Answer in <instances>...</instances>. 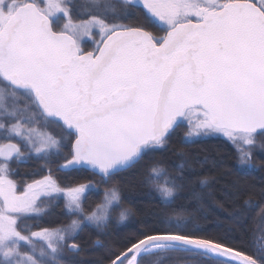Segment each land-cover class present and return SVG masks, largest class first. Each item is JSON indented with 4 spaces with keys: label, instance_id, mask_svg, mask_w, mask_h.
<instances>
[{
    "label": "snow or ice",
    "instance_id": "snow-or-ice-1",
    "mask_svg": "<svg viewBox=\"0 0 264 264\" xmlns=\"http://www.w3.org/2000/svg\"><path fill=\"white\" fill-rule=\"evenodd\" d=\"M210 139L240 166L264 153V0H0V264H79L89 226L103 264H264V191L233 184L235 227H208L216 160L163 158ZM133 182L160 209L117 242Z\"/></svg>",
    "mask_w": 264,
    "mask_h": 264
},
{
    "label": "trees",
    "instance_id": "trees-1",
    "mask_svg": "<svg viewBox=\"0 0 264 264\" xmlns=\"http://www.w3.org/2000/svg\"><path fill=\"white\" fill-rule=\"evenodd\" d=\"M22 103V102H21ZM183 152L186 157L203 159L205 156L213 157L217 166L211 165L204 168H197L198 171H204L213 178V183L207 192L205 197V208L203 209L209 219L206 226L218 227L221 230L235 227L229 224L226 220L221 219L235 211L231 202L227 199L226 193L230 191L233 184H240L244 188L252 189L257 193L264 191V153H255L256 167L240 166L235 158V152L230 145L222 142L220 139H210L202 143L192 145L188 148H184L177 141H173L172 147L164 153V159L168 163H180V157L178 153ZM78 180H86L90 177V173H82L75 177ZM96 179L99 184L98 178ZM65 182H70L65 180ZM196 186L193 185V188ZM198 191V189H197ZM104 186L100 185L98 191L94 190L89 195L87 204L91 207H95L103 198ZM183 197H188L187 200H181L182 203H188L192 207H197V202L191 199V191H186L181 194ZM122 197L124 199V206L130 207L135 213L125 225H117L115 220L110 225V231L112 233V239L114 241L121 240L128 233L137 230L142 221L150 220L152 214L160 209V203L158 196L153 192L152 188L148 185L141 184L139 182H133L132 186H125L122 190ZM259 197L257 196L253 203H257ZM223 202L224 208L222 209L217 202ZM243 204V199L238 201ZM255 217V213H253ZM258 221V218L249 220V229L245 232H241L236 228L234 235L241 237L247 244H251V233L253 225ZM46 224L49 226L64 225L70 222L69 218L64 214L63 201L59 202V207H55L51 211V215L45 218ZM81 240L84 241V253L77 258L79 264H103L106 258L105 249L93 246L96 237V231L93 227L89 226L84 232L80 234Z\"/></svg>",
    "mask_w": 264,
    "mask_h": 264
}]
</instances>
